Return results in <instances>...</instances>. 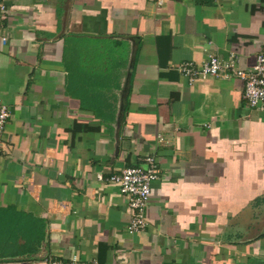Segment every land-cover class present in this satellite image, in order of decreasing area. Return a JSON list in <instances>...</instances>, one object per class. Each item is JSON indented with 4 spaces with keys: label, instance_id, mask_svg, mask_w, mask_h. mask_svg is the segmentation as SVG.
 <instances>
[{
    "label": "crops",
    "instance_id": "0c3cea01",
    "mask_svg": "<svg viewBox=\"0 0 264 264\" xmlns=\"http://www.w3.org/2000/svg\"><path fill=\"white\" fill-rule=\"evenodd\" d=\"M0 2V217L23 224L0 264H264V112L241 77L178 69L232 52L253 69L264 0ZM149 155V224L130 234L126 198L97 175Z\"/></svg>",
    "mask_w": 264,
    "mask_h": 264
},
{
    "label": "built area",
    "instance_id": "2783aa9c",
    "mask_svg": "<svg viewBox=\"0 0 264 264\" xmlns=\"http://www.w3.org/2000/svg\"><path fill=\"white\" fill-rule=\"evenodd\" d=\"M9 7L0 2V21L7 15ZM7 34L0 25V41L6 43ZM179 71L193 83L197 80H205L210 77H228L237 75L245 81L243 98L245 104L264 112V50L257 57V63L253 69L246 71L238 66V55L232 52L228 58L218 55H210L200 64L185 62L179 65ZM10 116L8 106L0 99V138L4 132L7 120ZM160 140H163L160 138ZM143 165L124 167L120 172L114 173L106 179L98 174L99 180H107L118 186L120 193L126 198L127 205L131 208V219L127 231L134 234L148 227L149 220L146 216V208L152 197V184L159 179L158 159L155 155L146 156ZM48 264H97L95 261L80 260L77 257L69 261L50 260Z\"/></svg>",
    "mask_w": 264,
    "mask_h": 264
},
{
    "label": "trees",
    "instance_id": "16d2710c",
    "mask_svg": "<svg viewBox=\"0 0 264 264\" xmlns=\"http://www.w3.org/2000/svg\"><path fill=\"white\" fill-rule=\"evenodd\" d=\"M83 102H86V100H84ZM98 116H99V118H101V119H103L105 121L108 120V117H106V115H102V114L98 113ZM7 209H4L5 212L0 217V239H1V237L3 239L5 237L7 238L8 233L10 231H12V230L14 231V233H13L14 235H16V234L20 235V234H22V231H23L22 220L19 221V223L21 224V226L19 227L18 225L15 224L18 221L19 218H17L16 216L15 217L8 216L6 214L7 213V211H6ZM13 226H15V227H13Z\"/></svg>",
    "mask_w": 264,
    "mask_h": 264
}]
</instances>
